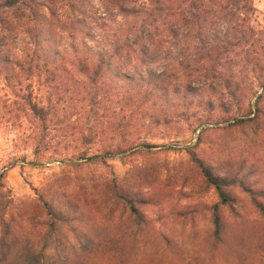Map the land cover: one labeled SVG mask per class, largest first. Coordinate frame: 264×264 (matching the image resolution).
I'll return each mask as SVG.
<instances>
[{"label":"rangeland","instance_id":"374dc122","mask_svg":"<svg viewBox=\"0 0 264 264\" xmlns=\"http://www.w3.org/2000/svg\"><path fill=\"white\" fill-rule=\"evenodd\" d=\"M253 3L254 26L264 32V0ZM23 47L14 55L20 66L13 73V65L2 69L0 76V196L16 208L6 220L12 214L29 219L17 231L24 242L20 253L42 251L39 225L46 220L39 199L64 196L90 208L93 244L86 248L82 231L63 228L65 239L48 241V264H264V217L256 208L264 205V89L255 86L256 97L238 109L229 105L224 83H191L194 93L186 99V82L173 81L170 99L143 107L125 135L119 122L135 110L121 113L115 95L94 102L95 90L86 93L77 67L61 85L38 76ZM258 97L261 113L255 115ZM32 107L52 109L59 118H49L43 129ZM234 119L246 122L237 126ZM40 143L47 150L36 154ZM130 143L132 151L106 154ZM80 153L105 159L86 162ZM193 155L231 185L218 234L211 207L219 199ZM115 187L145 199L137 209L146 224L138 225L119 204ZM8 260L0 264H18Z\"/></svg>","mask_w":264,"mask_h":264},{"label":"trees","instance_id":"16d2710c","mask_svg":"<svg viewBox=\"0 0 264 264\" xmlns=\"http://www.w3.org/2000/svg\"><path fill=\"white\" fill-rule=\"evenodd\" d=\"M255 15L253 0H0V76L2 69L13 65V73L15 66H20L21 58L14 55L22 45L25 59L36 65L38 76L45 74L56 85L64 84L69 71L77 67V74L87 81L86 93L95 90L94 102H105L106 96L115 95L121 113L135 110L119 122L118 128L125 135L143 107L170 99L173 81L186 82V99L194 93L191 83H224L228 99H233L229 105L240 109L248 96L256 97L255 86L264 89V32L254 26ZM166 49L171 51L166 54ZM260 102L258 97L255 115L261 113L257 109ZM32 112L43 129H47L49 118H59L52 109L32 107ZM234 120L237 126L246 122ZM134 146L130 143L106 154H125ZM42 150L47 147L40 143L35 153ZM104 159L79 155V160L86 162ZM192 160L219 199L211 207L218 234L221 207L232 202L228 192L231 185L194 155ZM2 179L3 175L0 191L4 189ZM114 196L138 225L146 224L137 209L145 199L118 189ZM39 201L46 221L39 225L45 233L42 251L35 256L20 253L24 242L17 231L29 219L17 221L12 214L6 220L8 212L16 208L11 199L0 196V261L12 258L18 264H48V241L65 239L63 228L82 231L86 248L93 244L95 219L87 205L64 196L51 201L41 197ZM256 208L264 217V205L257 204Z\"/></svg>","mask_w":264,"mask_h":264}]
</instances>
